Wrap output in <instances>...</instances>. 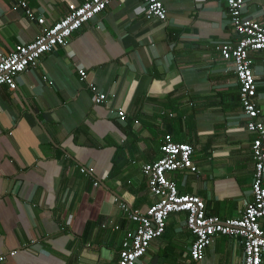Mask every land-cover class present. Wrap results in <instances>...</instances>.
Listing matches in <instances>:
<instances>
[{
    "label": "crops",
    "instance_id": "crops-1",
    "mask_svg": "<svg viewBox=\"0 0 264 264\" xmlns=\"http://www.w3.org/2000/svg\"><path fill=\"white\" fill-rule=\"evenodd\" d=\"M17 1L0 0V58L40 33ZM22 1L49 24L81 2ZM161 1L165 22L146 20L142 0L113 2L19 75L16 90L0 88V256L17 251L0 264H116L136 225L114 198L141 213L151 205L141 166L161 157L165 135L194 149L198 173L171 175L179 193L220 219L251 201L254 135L232 64L216 51L238 40L225 0ZM244 1L243 15L264 27V0ZM250 58L264 123V51ZM97 92L109 105L94 103ZM192 242L185 215L172 214L141 264H188ZM242 258L237 238L217 236L197 264Z\"/></svg>",
    "mask_w": 264,
    "mask_h": 264
},
{
    "label": "built area",
    "instance_id": "built-area-1",
    "mask_svg": "<svg viewBox=\"0 0 264 264\" xmlns=\"http://www.w3.org/2000/svg\"><path fill=\"white\" fill-rule=\"evenodd\" d=\"M116 1L81 0L80 4L71 3L63 17L49 24L43 16H35L25 1L18 0L17 5L29 22L40 27V33L28 43L17 44L9 55L0 58V88L5 86L9 90H16L19 75L35 68L38 61L54 48L65 47L75 32ZM142 1L146 20L166 21L167 12L161 0ZM225 3L238 40L235 45L219 44L216 51L223 61L232 64L241 113L246 120L245 129L254 135L250 145L254 161L251 201L245 203L239 217L220 219L206 212L202 198L179 193L171 175L178 171L198 173L192 162L194 149L187 143L174 142L170 135H165L159 147L161 157L141 166V173L146 178L148 191L153 198L151 205L141 213L114 198L124 219L136 225L125 232L116 264H141L151 242L163 235L166 221L172 214L185 215L186 229L193 237L188 264L202 261L205 250L217 236L239 240L243 248L240 264H264V123L260 120L262 111L256 104L257 85L250 58V54L264 51V27L258 20L243 15L244 0H225ZM86 76L83 69L78 70L79 81H84ZM90 87L96 91L92 85ZM94 103L109 105L105 95L98 92L94 96ZM111 113L121 120L125 119V113L121 110ZM80 171L82 174L87 173L83 168ZM16 253L11 251L7 256H0V263L6 257H14Z\"/></svg>",
    "mask_w": 264,
    "mask_h": 264
},
{
    "label": "water",
    "instance_id": "water-1",
    "mask_svg": "<svg viewBox=\"0 0 264 264\" xmlns=\"http://www.w3.org/2000/svg\"><path fill=\"white\" fill-rule=\"evenodd\" d=\"M97 18H98V17H97V16H95V17H94V18H93L91 21H93V20H95V19H97ZM91 21H90V22H91Z\"/></svg>",
    "mask_w": 264,
    "mask_h": 264
},
{
    "label": "clouds",
    "instance_id": "clouds-1",
    "mask_svg": "<svg viewBox=\"0 0 264 264\" xmlns=\"http://www.w3.org/2000/svg\"><path fill=\"white\" fill-rule=\"evenodd\" d=\"M98 17V16H97Z\"/></svg>",
    "mask_w": 264,
    "mask_h": 264
}]
</instances>
